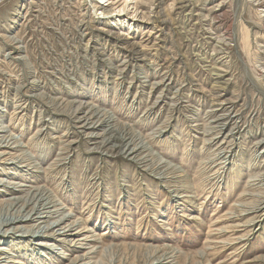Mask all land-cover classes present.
Masks as SVG:
<instances>
[{"label":"rangeland","instance_id":"obj_1","mask_svg":"<svg viewBox=\"0 0 264 264\" xmlns=\"http://www.w3.org/2000/svg\"><path fill=\"white\" fill-rule=\"evenodd\" d=\"M0 214V264H264V0H0Z\"/></svg>","mask_w":264,"mask_h":264},{"label":"bare ground","instance_id":"obj_2","mask_svg":"<svg viewBox=\"0 0 264 264\" xmlns=\"http://www.w3.org/2000/svg\"><path fill=\"white\" fill-rule=\"evenodd\" d=\"M81 122V121H80ZM85 125V124H84ZM40 194V193H39ZM42 194V193H41ZM45 199V198H44ZM15 200V199H14ZM30 200V199H29ZM38 199L36 198H32L31 199V203H35L36 201H37ZM38 202V201H37ZM36 202V203H37ZM43 202V201H42ZM30 203V204H31ZM19 204V203H18ZM37 204H41V203H37ZM37 204H34L33 205V207L30 209V211H28L29 213L30 212H35V211H39V210H42V212H41V214L43 213V214H45V213H48V212H45L46 211V207H44V205H37ZM46 204V203H45ZM16 206H17V204H14V203H11V205H10V208H12V210L11 211H14V213H16L17 214V216H14V214L12 215V216H14V219H12V220H14V221H12L11 222V219L9 220H5L2 224H1V226H13V225H16V224H18L17 223V221L20 219V217H21V211L19 210V211H17L16 209ZM47 206V205H46ZM19 207V206H18ZM30 208V206H29V203H27V202H25V204L22 206V209H24L25 211L24 212H27V210ZM9 214H10V212H9ZM1 215V214H0ZM51 216V215H50ZM16 217V218H15ZM68 217V216H67ZM11 218V217H10ZM49 219H50V217H48ZM41 219V218H40ZM40 219H38V220H36L35 218L33 219H31L30 220V222L31 223H35V222H37V223H43L44 221H42V219L40 220ZM61 221V222H60ZM67 221V220H66ZM5 223V224H4ZM4 224V225H3ZM71 224V223H70ZM70 224H64V222H62V220H56V221H54V222H52V223H50V225L48 226V229L50 230V232H51V234H48V236H42V238L43 237H52V238H54V239H56V242L57 241H62V242H66L69 238H74V237H76V235L77 234H79V233H81L80 231L78 232H74V230L72 229L73 228V226H71ZM1 226H0V229H1ZM48 229H47V231H48ZM85 233V232H84ZM47 235V234H46ZM66 237L65 239H59V237ZM81 237V236H80ZM50 242H52V241H50ZM51 244V243H50ZM74 245V244H73ZM4 250V249H3ZM7 250V249H6ZM3 252V251H2ZM84 258V257H83ZM80 261V260H79ZM74 264H76V263H74Z\"/></svg>","mask_w":264,"mask_h":264}]
</instances>
